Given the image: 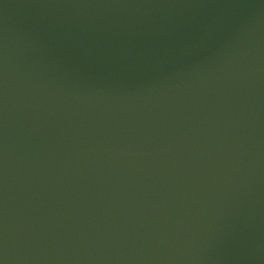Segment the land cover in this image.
<instances>
[{
    "label": "water",
    "instance_id": "water-1",
    "mask_svg": "<svg viewBox=\"0 0 264 264\" xmlns=\"http://www.w3.org/2000/svg\"><path fill=\"white\" fill-rule=\"evenodd\" d=\"M0 264H264V0H0Z\"/></svg>",
    "mask_w": 264,
    "mask_h": 264
}]
</instances>
